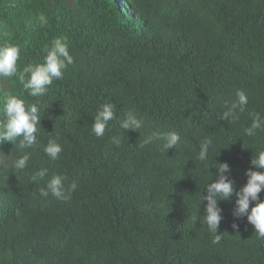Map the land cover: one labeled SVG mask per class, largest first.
I'll return each mask as SVG.
<instances>
[{"label": "trees", "instance_id": "obj_1", "mask_svg": "<svg viewBox=\"0 0 264 264\" xmlns=\"http://www.w3.org/2000/svg\"><path fill=\"white\" fill-rule=\"evenodd\" d=\"M57 37L74 62L45 95L0 77V101L17 95L42 117L37 146L0 144L8 154L0 157V264H264V238L234 218V194L218 202V244L203 223L206 201L199 205L216 163L229 165L235 193L264 150V131L244 133L250 113L264 116V0H0V45L20 47L18 70L41 63ZM238 90L245 112L236 123L219 120ZM104 103L115 105V119L98 139L91 124ZM129 110L143 118L139 133L119 127ZM169 130L180 136L175 149L143 144ZM205 137L213 147L201 163ZM50 139L63 148L56 161L43 152ZM24 152L28 164L17 171L11 161ZM39 169L64 175L65 187L76 181L72 198L41 197L48 176L30 180Z\"/></svg>", "mask_w": 264, "mask_h": 264}, {"label": "clouds", "instance_id": "obj_2", "mask_svg": "<svg viewBox=\"0 0 264 264\" xmlns=\"http://www.w3.org/2000/svg\"><path fill=\"white\" fill-rule=\"evenodd\" d=\"M37 19L41 27L48 23L43 13ZM42 51L44 55L41 63L28 64L22 70H18L17 61L20 59V47L10 43L0 45V77L16 78L28 96L45 95L54 81L63 78L64 70L73 64L74 60L69 52L66 37L54 38L50 44L43 47ZM235 96L236 99L225 102V110L220 114L219 120L236 123L240 119V115L245 112L248 97L240 90L235 93ZM0 114H2L0 115V144L15 145L21 152L38 145L37 133L42 117L36 104H26L17 95L6 93L3 100L0 101ZM250 116L251 124L244 129V133L246 136L254 137L258 131H264V116L259 113H250ZM113 119H115V105L101 104L91 124L92 134L98 139L104 137L108 123ZM143 126V118L133 110H129L119 123L122 133L128 130L139 133ZM122 135L114 136L112 143L119 146L122 142ZM57 139H50L43 147L44 154L51 161L58 160L63 151ZM154 141H162L163 149L166 152L170 148H176L180 142V136L173 130L153 131L143 140V144L147 145ZM212 147L213 139L205 137L199 145L196 159L205 163ZM0 157L7 160L8 154L0 151ZM28 161L29 154L24 152L11 161V166L17 171H22L26 168ZM216 164L218 165L215 167L216 178L212 180L211 174V179L205 184L199 200V205L201 201H206L202 217L207 230L213 234L212 243L218 244L221 240V234H218L217 230L222 220V209L218 206V202L227 201L233 194L236 197L232 211L234 218L246 217L247 223L252 226L254 233L258 237L264 238V200L259 199V194L264 190V150H258L252 156L250 160L252 167L245 172L246 183L235 193L234 183L227 175L230 172L229 165L227 163ZM253 168L258 170H253ZM46 176H48V170L39 169L32 174L30 180L35 183L45 180ZM65 179L66 177L59 173L48 176L44 186L40 188V196L45 199L52 197L60 201H69L77 190L78 184L73 181L65 187ZM253 202H255L254 205L250 207ZM197 219L194 217V221ZM231 227L235 230L239 226L233 223Z\"/></svg>", "mask_w": 264, "mask_h": 264}, {"label": "rangeland", "instance_id": "obj_3", "mask_svg": "<svg viewBox=\"0 0 264 264\" xmlns=\"http://www.w3.org/2000/svg\"><path fill=\"white\" fill-rule=\"evenodd\" d=\"M118 4H120L119 1H118ZM120 9L123 10V12H124L125 15H130L132 17V19H134L133 16H132V14L130 12H128L127 10L125 11V9L123 7H121ZM134 21L136 22L137 20L134 19Z\"/></svg>", "mask_w": 264, "mask_h": 264}]
</instances>
